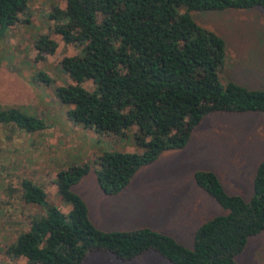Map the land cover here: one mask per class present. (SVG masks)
Returning <instances> with one entry per match:
<instances>
[{"label":"trees","instance_id":"1","mask_svg":"<svg viewBox=\"0 0 264 264\" xmlns=\"http://www.w3.org/2000/svg\"><path fill=\"white\" fill-rule=\"evenodd\" d=\"M28 2L0 0V38L23 23ZM62 4L48 15L52 38L39 36L34 44L38 55H51L57 37L75 51L59 63L68 83L56 89V100L66 107L69 122L97 135L116 138L132 130L140 151L104 152L95 158V168L85 163L60 170L54 186L70 205L67 213L45 207L44 192L21 180L20 200L45 210L24 219L25 228L4 248V255L26 264H82L92 252L129 262L150 251L169 264H235L247 240L264 233V157L256 166L247 202L227 193L213 172L193 173L197 188L225 213L196 228L190 249L149 228L97 229L71 187L93 172L104 195H117L141 167L164 152L183 149L207 115L264 114V90L220 82L223 40L197 26L190 15L264 10V0H62ZM33 79L49 83L42 72ZM0 125L25 133L45 128L38 118L16 108L0 109Z\"/></svg>","mask_w":264,"mask_h":264},{"label":"rangeland","instance_id":"2","mask_svg":"<svg viewBox=\"0 0 264 264\" xmlns=\"http://www.w3.org/2000/svg\"><path fill=\"white\" fill-rule=\"evenodd\" d=\"M54 6L62 8V0H29L21 18L23 23L8 29L0 38V109H19L38 118L45 127L25 133L11 125H0V264H26L19 258L8 259L3 253L25 228V218L43 214L46 206L62 213L70 210L54 186L60 170L85 163L95 168V158L104 152L140 151L132 130L108 138L67 119V109L58 103L55 91L68 83L59 63L75 51L62 45L57 37H53L57 48L51 55H38L34 47L39 36L51 37L53 22L48 15ZM190 15L197 26L223 40L220 82L264 90V10L255 7ZM39 72L48 76V84L33 79ZM263 157V113H211L183 149L164 152L141 167L117 195H104L93 172L73 185L71 191L84 202L89 220L101 231L149 228L190 249L196 228L225 213L197 188L193 173L213 172L227 193L247 202L252 196L256 166ZM23 179L44 192L45 207L20 200L19 184ZM147 253L121 262L108 253L92 252L82 264H169ZM235 264H264V233L247 240Z\"/></svg>","mask_w":264,"mask_h":264},{"label":"crops","instance_id":"3","mask_svg":"<svg viewBox=\"0 0 264 264\" xmlns=\"http://www.w3.org/2000/svg\"><path fill=\"white\" fill-rule=\"evenodd\" d=\"M148 252H150V251H148ZM153 253V252H152ZM146 254H148L147 252H146ZM156 255V254H155ZM150 257V256H149ZM151 258V257H150Z\"/></svg>","mask_w":264,"mask_h":264}]
</instances>
